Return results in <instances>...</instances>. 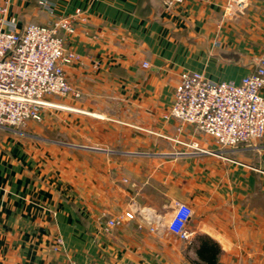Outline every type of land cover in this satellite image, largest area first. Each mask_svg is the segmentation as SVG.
Wrapping results in <instances>:
<instances>
[{"label":"crops","instance_id":"obj_1","mask_svg":"<svg viewBox=\"0 0 264 264\" xmlns=\"http://www.w3.org/2000/svg\"><path fill=\"white\" fill-rule=\"evenodd\" d=\"M41 1L88 18L63 35L81 57L65 68L79 95L0 126V264H191L200 236L221 247L218 264H264V136L225 149L167 117L182 72L240 83L264 61V0L0 8L22 30L50 22ZM177 202L193 210L188 239L167 227Z\"/></svg>","mask_w":264,"mask_h":264},{"label":"built area","instance_id":"obj_2","mask_svg":"<svg viewBox=\"0 0 264 264\" xmlns=\"http://www.w3.org/2000/svg\"><path fill=\"white\" fill-rule=\"evenodd\" d=\"M161 1L172 8L186 0ZM40 4L52 16L50 22L31 23L22 30L4 17L7 8H0V126L21 127L31 120L40 121L50 104L49 96L79 95L69 84L65 68L81 57L66 46L63 35L74 34L88 18L80 9L56 17L48 2ZM263 87L264 61L240 83L213 82L199 72H182L167 117L195 126L225 149L250 145L264 136ZM181 205L193 214L187 204L177 202L167 227L188 239L186 229L192 215L179 230L169 226ZM119 223V219H109L106 225L112 228Z\"/></svg>","mask_w":264,"mask_h":264},{"label":"trees","instance_id":"obj_3","mask_svg":"<svg viewBox=\"0 0 264 264\" xmlns=\"http://www.w3.org/2000/svg\"><path fill=\"white\" fill-rule=\"evenodd\" d=\"M200 245L195 246L197 259L191 264H218L221 247L208 236H200Z\"/></svg>","mask_w":264,"mask_h":264},{"label":"clouds","instance_id":"obj_4","mask_svg":"<svg viewBox=\"0 0 264 264\" xmlns=\"http://www.w3.org/2000/svg\"><path fill=\"white\" fill-rule=\"evenodd\" d=\"M192 215V211L190 209H187L185 206H180V211L176 214V216L173 217L170 227H177L182 228L183 224L186 222L187 217H190Z\"/></svg>","mask_w":264,"mask_h":264},{"label":"rangeland","instance_id":"obj_5","mask_svg":"<svg viewBox=\"0 0 264 264\" xmlns=\"http://www.w3.org/2000/svg\"><path fill=\"white\" fill-rule=\"evenodd\" d=\"M73 95H75V94H73ZM75 96H76V95H75ZM61 97H63V96H59V97H56V96L51 97V96H49V97H47V98H48V99H49V98L51 99V98H61ZM42 119H43V111H42V118H41L40 121H34V120H31V121H28L26 125H28L29 122H38V123H39V122L42 121ZM26 125H24V126H26ZM24 126H21V127H24Z\"/></svg>","mask_w":264,"mask_h":264}]
</instances>
